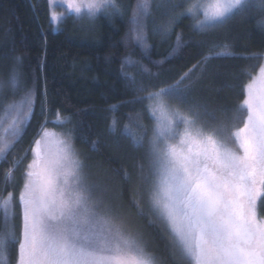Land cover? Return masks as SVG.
I'll use <instances>...</instances> for the list:
<instances>
[{
	"label": "snow or ice",
	"instance_id": "6c2138e0",
	"mask_svg": "<svg viewBox=\"0 0 264 264\" xmlns=\"http://www.w3.org/2000/svg\"><path fill=\"white\" fill-rule=\"evenodd\" d=\"M162 4L173 14L153 30L165 34L184 17L191 18L190 27L195 32L206 34L253 7L264 11V0H135L126 42L130 40L145 51L150 47L147 23L153 8ZM101 14L123 16L124 10L116 0H67L66 12H53L51 19L74 15L94 21ZM183 46L178 33L173 51ZM212 55L210 52L204 61ZM214 55L232 54L225 47ZM137 65L142 74L149 73L130 54L125 55L121 75L138 92H145L142 80L138 82L134 73L126 71ZM196 67L130 101H150L147 111L153 125L145 157L152 176V206L166 221L174 245L189 264H264V220L257 214L258 202L264 198V86L259 90L252 82L244 86L245 98L237 105L234 117L237 121L242 118V126L225 135L223 124L208 126L203 121L198 125L202 115L199 106L186 99L190 86L184 82ZM260 75L264 85V65ZM5 87L13 94L20 88L14 68L6 80L0 79V107L11 116L5 129L10 138L0 137V154H6L22 136L34 104L31 91L3 104ZM173 98L186 109L172 107L169 100ZM117 107L113 105L111 110L115 112ZM128 116L124 134L133 147H144L147 126L139 123L138 114L135 121L131 113ZM116 124L113 116L109 127L114 130ZM31 151L33 159L19 194V237L16 225H8V239L18 241L16 264H155L140 239L125 233L115 222L112 209L94 195L96 186L86 181L82 161L69 140L44 129ZM13 199L14 194L9 193L0 200L6 222L16 215L10 211ZM4 246L0 235V258Z\"/></svg>",
	"mask_w": 264,
	"mask_h": 264
},
{
	"label": "trees",
	"instance_id": "16d2710c",
	"mask_svg": "<svg viewBox=\"0 0 264 264\" xmlns=\"http://www.w3.org/2000/svg\"><path fill=\"white\" fill-rule=\"evenodd\" d=\"M116 3L123 7V16L101 14L94 21L84 22L70 15L54 31L46 0H0V79L6 80L14 68L20 81L15 94L5 87L3 104L18 100L29 91L34 99L22 136L6 154H0V196L14 194V208L10 211L16 215L10 224L16 225L19 237L17 196L24 184L32 144L43 129L54 130L71 139L88 181L111 188L110 198L118 207L113 209L115 218L122 214L128 217V222L120 218L118 223L128 232L134 230L138 236L140 233L146 251L161 264H188L175 257L170 240L151 221L147 146L133 147L123 126L129 122V113L133 121L138 114L139 123L147 126L146 137L152 119L147 111L148 100L130 101L172 83L196 65L184 83L190 86L186 92L188 103L199 106L202 113L198 125L203 121L208 126L223 124L225 135L233 127L242 126V118L234 120L235 110L245 97L244 86L262 65L264 28L258 22L264 19V11L253 7L206 34L195 32L190 27L191 18L184 17L165 34L153 30L154 25L173 14L162 4L159 9L153 8V16L148 20L150 47L145 51L130 40L126 42L125 37L135 0H116ZM178 33L182 34L185 46L173 51ZM225 47L232 55H214ZM210 52L212 57L204 61ZM129 54L149 70L148 74H142L139 65L126 69L136 75L138 82L142 80L145 92H138L121 75L122 58ZM169 103L186 109L174 98ZM113 105L118 106L115 112L111 110ZM113 116L117 119L114 130L109 127ZM58 118L63 122H58ZM10 120L11 116L5 115L0 107V137L4 139L10 138L5 131ZM257 214L258 218H264V198L258 202ZM4 223L0 208L2 236L7 233ZM4 239L0 264H16L18 241Z\"/></svg>",
	"mask_w": 264,
	"mask_h": 264
},
{
	"label": "rangeland",
	"instance_id": "374dc122",
	"mask_svg": "<svg viewBox=\"0 0 264 264\" xmlns=\"http://www.w3.org/2000/svg\"><path fill=\"white\" fill-rule=\"evenodd\" d=\"M47 1V5H48V11H49V19H50V22H51V24H52V26H53V30L54 31H57V30H59L60 29V25L62 24V22H63V20H64V18H65V16H61V19L60 20H58V21H53L52 19H51V15H52V13L53 12H55L56 14H61V13H65L66 12V3H67V0H46ZM76 2L78 3L79 2V0H76ZM67 16H70V15H67ZM71 16H73V17H75L74 15H71ZM76 18V17H75ZM81 19H84V22H89L90 20L87 18V16H84V17H82ZM258 25H260L262 28H264V19L263 20H260L259 22H258ZM262 65H264V58H263V61H262ZM260 69H261V67L258 69V71H257V73L256 74H254L253 76H252V78H251V80L249 81V82H252L253 83V86H254V88L255 89H257V90H259L262 86H264V85H262L261 84V75H260ZM249 82H248V84H249ZM247 85V84H246ZM244 92H245V88H244ZM245 98V97H244ZM150 103V101H148V104ZM57 121L58 122H61V121H63L62 119H60V118H58L57 119ZM152 125H153V120H152V124H151V127L149 128V133L147 134V136L146 137H144V144H145V146H147V141H148V138L151 136V134H152ZM181 128L183 127L182 125L180 126ZM44 130V129H43ZM42 130V131H43ZM50 133H55V134H57V136H59V137H61V138H64V139H67V140H69V142L72 144V146H73V149H74V151H75V153L77 154V156H78V158L81 160V158H80V156H79V154H78V152H77V149L74 147V145H73V143H72V141H71V139H69L68 137H64L61 133H59V132H56V131H54V130H49V129H47ZM42 131L41 132H39V134H38V136H37V138L36 139H38L39 138V136H40V134L42 133ZM35 141V140H34ZM33 144H34V142H33ZM32 144V145H33ZM32 159H33V154H32V151H31V158H30V160H29V163L32 161ZM29 163L27 164V166H26V168L28 167V165H29ZM83 171V170H82ZM83 175H84V177H85V174L83 173ZM148 175L150 176V192H149V198H148V200H149V214H150V216H151V221H153V223H155L161 230H163L164 231V233H165V235L168 237V239L170 240V242H171V244H172V249H173V252H174V255H175V257L178 259V260H182V261H184L185 263H188L189 264V261L181 254V252H180V250L174 245V243H173V236H172V233H171V231H170V229H169V227H168V225H167V223H166V221H164L158 214H157V212L154 210V208H153V206H152V202H151V186H152V176H151V173H150V171H149V167H148ZM85 179H86V181L89 183V184H93V185H95L96 187H95V189H94V195L95 196H97V197H99V198H101L102 199V201H103V204L104 205H107V206H109L111 209H112V216L114 217V219H115V222L116 223H118L119 222V220L121 221V219H124L126 222H128V217H127V215H125V214H122V216L120 215V218H115V216H114V213H113V209H118V207L117 206H114V204H113V202H112V200H111V188L110 187H108V186H105L104 184H102L101 182H96V183H92V182H89L88 181V179L85 177ZM24 182H25V177H24ZM149 183V182H148ZM24 185V184H23ZM23 187V186H22ZM21 190H22V188H21ZM21 190L19 191V194H20V192H21ZM9 194V193H8ZM8 194H6V195H1L0 196V200H2V199H4L5 197H7L8 196ZM19 194H18V196H17V201H18V203H19ZM19 206H20V203H19ZM20 212H21V208H20ZM3 214H4V216H5V213H4V210H3ZM117 216V215H116ZM258 219H261V220H264V218H258ZM20 220H21V216H20ZM10 222H11V219H9L7 222L5 221V223H4V225H5V227H6V230H7V233H8V225H10ZM130 226H132L133 227V222H130V223H128ZM134 228V227H133ZM5 230V229H4ZM123 230L125 231V233H129L130 232V234H132L133 236H137L139 239L140 238H143L142 236H141V234L139 233V236L134 232V230H132L133 232H131V231H126L125 230V228H123ZM21 231V230H20ZM7 233H5L3 236L4 237H7ZM140 241L142 242V244L145 246V241H144V239H140ZM154 258V261H155V264H161L160 262H159V260H157L155 257H153Z\"/></svg>",
	"mask_w": 264,
	"mask_h": 264
}]
</instances>
